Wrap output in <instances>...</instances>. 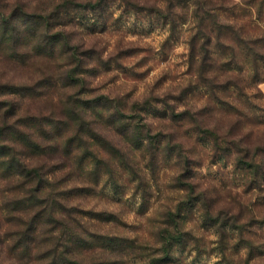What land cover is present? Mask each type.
Wrapping results in <instances>:
<instances>
[{"label":"clouds","instance_id":"clouds-1","mask_svg":"<svg viewBox=\"0 0 264 264\" xmlns=\"http://www.w3.org/2000/svg\"><path fill=\"white\" fill-rule=\"evenodd\" d=\"M0 264H264V0H0Z\"/></svg>","mask_w":264,"mask_h":264}]
</instances>
